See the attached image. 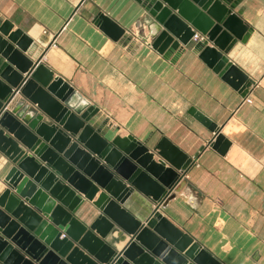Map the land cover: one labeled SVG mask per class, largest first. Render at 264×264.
<instances>
[{"label":"water","instance_id":"water-1","mask_svg":"<svg viewBox=\"0 0 264 264\" xmlns=\"http://www.w3.org/2000/svg\"><path fill=\"white\" fill-rule=\"evenodd\" d=\"M137 1L156 26L157 53L176 59L198 31L212 45L197 42L193 50L246 94L251 83L223 54L232 39L249 35L232 12L238 0ZM97 22L114 39L124 33L105 15ZM11 28L0 21V151L12 163L0 193V264H221L160 209L189 157L165 138L153 149L131 135L104 140L99 109L53 76L42 53L29 57L32 41ZM190 112L219 148L216 125ZM134 190L156 204L143 222L123 207ZM93 209L90 223L78 219Z\"/></svg>","mask_w":264,"mask_h":264},{"label":"crops","instance_id":"crops-1","mask_svg":"<svg viewBox=\"0 0 264 264\" xmlns=\"http://www.w3.org/2000/svg\"><path fill=\"white\" fill-rule=\"evenodd\" d=\"M232 12L250 30L223 52L251 83L244 96L199 57L195 42L174 60L157 53L156 26L137 0H0V21L32 41L29 57L42 53L53 76L99 109L104 140L131 135L153 149L165 138L189 157L162 214L221 264H264V0H238ZM99 15L123 35L101 30ZM190 111L216 125L219 148ZM11 167L0 151V193ZM155 206L136 190L123 204L141 222ZM95 215L77 213L83 223Z\"/></svg>","mask_w":264,"mask_h":264},{"label":"built area","instance_id":"built-area-1","mask_svg":"<svg viewBox=\"0 0 264 264\" xmlns=\"http://www.w3.org/2000/svg\"><path fill=\"white\" fill-rule=\"evenodd\" d=\"M190 41L195 42V43H197V42H206V44L208 42L207 38L204 35H202L200 33H196V32L192 35V37L190 38ZM243 102H245L247 104H252V98L250 96H246L243 99ZM63 236L64 235L62 234L60 237H63Z\"/></svg>","mask_w":264,"mask_h":264},{"label":"bare ground","instance_id":"bare-ground-1","mask_svg":"<svg viewBox=\"0 0 264 264\" xmlns=\"http://www.w3.org/2000/svg\"><path fill=\"white\" fill-rule=\"evenodd\" d=\"M221 227V226H220Z\"/></svg>","mask_w":264,"mask_h":264}]
</instances>
